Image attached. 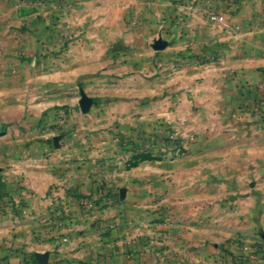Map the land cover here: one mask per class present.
I'll use <instances>...</instances> for the list:
<instances>
[{
  "label": "crops",
  "instance_id": "obj_1",
  "mask_svg": "<svg viewBox=\"0 0 264 264\" xmlns=\"http://www.w3.org/2000/svg\"><path fill=\"white\" fill-rule=\"evenodd\" d=\"M263 115L264 0H0V264H264Z\"/></svg>",
  "mask_w": 264,
  "mask_h": 264
},
{
  "label": "built area",
  "instance_id": "obj_2",
  "mask_svg": "<svg viewBox=\"0 0 264 264\" xmlns=\"http://www.w3.org/2000/svg\"><path fill=\"white\" fill-rule=\"evenodd\" d=\"M41 5H46V0H39ZM209 19L212 22H223L225 21V17L218 13H211L209 15ZM264 117V115H263ZM152 141V139H150ZM159 140V139H158ZM154 142V145L156 143H160L161 147L160 149L154 150V148L151 145H148V147H143L142 150H136V153H145L149 154L153 157V159H173L178 153L181 152V149L185 146L186 141H182L179 139L178 134L176 133H170L169 136L166 139L160 140V141ZM153 145V146H154ZM169 146H173L172 150H168ZM168 150V151H167ZM140 151V152H139ZM66 241L67 238H64Z\"/></svg>",
  "mask_w": 264,
  "mask_h": 264
},
{
  "label": "water",
  "instance_id": "obj_3",
  "mask_svg": "<svg viewBox=\"0 0 264 264\" xmlns=\"http://www.w3.org/2000/svg\"><path fill=\"white\" fill-rule=\"evenodd\" d=\"M93 102H94L93 98L88 96L84 91H81L80 107L82 112L87 113L90 110ZM0 172H1V168H0Z\"/></svg>",
  "mask_w": 264,
  "mask_h": 264
},
{
  "label": "trees",
  "instance_id": "obj_4",
  "mask_svg": "<svg viewBox=\"0 0 264 264\" xmlns=\"http://www.w3.org/2000/svg\"><path fill=\"white\" fill-rule=\"evenodd\" d=\"M148 159H153V157L149 154L137 153L131 158V160H129L127 162L126 166H132V165H135L141 161L148 160Z\"/></svg>",
  "mask_w": 264,
  "mask_h": 264
},
{
  "label": "rangeland",
  "instance_id": "obj_5",
  "mask_svg": "<svg viewBox=\"0 0 264 264\" xmlns=\"http://www.w3.org/2000/svg\"><path fill=\"white\" fill-rule=\"evenodd\" d=\"M168 151V150H167ZM0 210H11L10 206L6 203L0 202ZM17 210H13V212H16Z\"/></svg>",
  "mask_w": 264,
  "mask_h": 264
}]
</instances>
